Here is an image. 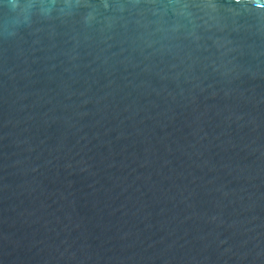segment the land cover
Wrapping results in <instances>:
<instances>
[{
  "label": "water",
  "instance_id": "95a60500",
  "mask_svg": "<svg viewBox=\"0 0 264 264\" xmlns=\"http://www.w3.org/2000/svg\"><path fill=\"white\" fill-rule=\"evenodd\" d=\"M0 264H264V0H0Z\"/></svg>",
  "mask_w": 264,
  "mask_h": 264
}]
</instances>
